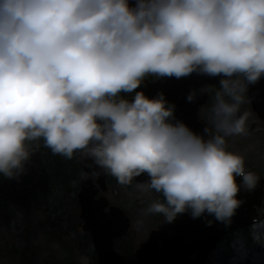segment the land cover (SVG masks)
<instances>
[{"label": "clouds", "instance_id": "9594fccd", "mask_svg": "<svg viewBox=\"0 0 264 264\" xmlns=\"http://www.w3.org/2000/svg\"><path fill=\"white\" fill-rule=\"evenodd\" d=\"M193 72L219 77L186 97L213 100L203 134L175 118L162 90H136ZM261 78L264 0H0V174L18 178L30 142L42 140L53 154L91 160L81 180L97 169L122 185L146 174L137 187L163 196L146 213L230 224L241 185L254 189L260 176L226 137L246 132L248 113L238 112ZM262 226L252 235L264 244Z\"/></svg>", "mask_w": 264, "mask_h": 264}, {"label": "trees", "instance_id": "16d2710c", "mask_svg": "<svg viewBox=\"0 0 264 264\" xmlns=\"http://www.w3.org/2000/svg\"><path fill=\"white\" fill-rule=\"evenodd\" d=\"M212 103L213 100L209 98L207 109ZM30 144L33 154L26 163L25 171L18 178H7L0 174V264H80L82 256L88 258L89 264H97L91 236L83 231L79 218L77 192L82 166L75 159L77 153L69 159L53 154L42 140ZM250 167L260 169L254 165ZM107 184L105 194L112 204L120 206L119 201L124 198L122 193L130 189V184H119L109 174ZM152 191L153 194L156 192ZM156 194L157 199L163 200L160 193ZM145 200L146 203L150 202L149 199ZM10 206L18 210L30 209L33 221L31 230L12 232L15 211ZM133 206H140L134 198ZM259 211L258 221H262L264 201ZM159 216L155 214L156 218ZM154 226L159 224L156 222ZM252 226L226 234L205 264H264V244L253 239ZM257 230L264 231V226ZM138 242L136 230L131 228L127 234L115 239V247L131 258Z\"/></svg>", "mask_w": 264, "mask_h": 264}, {"label": "water", "instance_id": "95a60500", "mask_svg": "<svg viewBox=\"0 0 264 264\" xmlns=\"http://www.w3.org/2000/svg\"><path fill=\"white\" fill-rule=\"evenodd\" d=\"M134 2L135 0H130V3ZM218 80L219 77L193 72L180 78H146L136 90L143 89L150 97L162 90L166 99L175 104V118L182 120L193 131L203 134L205 120L201 117L200 109L209 95L207 92L198 93L192 101H188L186 97L193 88L199 89L206 84H215L218 87ZM248 87L252 108L264 119V78ZM128 98L131 99V95ZM208 128L211 132V128ZM75 159L81 164V171H92V168L88 167L92 163L90 159L81 158L78 153ZM97 170L100 174L95 180L91 177L80 179L77 192L82 229L92 237L97 264H205L226 234L258 221L259 208L264 201L263 174L253 168L246 169L260 178L254 189L248 190L241 185L237 197L242 203L236 209L230 224H225L208 213L196 218H193L189 211L178 213L173 221H164L172 234L159 228L152 229L148 237L136 247L133 257L128 258L116 249L115 239L129 232L131 218L123 208L110 203L105 194L108 190L107 174L101 169ZM147 179L146 174L136 177L140 182H147ZM235 179L241 184L242 177L236 176Z\"/></svg>", "mask_w": 264, "mask_h": 264}, {"label": "rangeland", "instance_id": "374dc122", "mask_svg": "<svg viewBox=\"0 0 264 264\" xmlns=\"http://www.w3.org/2000/svg\"><path fill=\"white\" fill-rule=\"evenodd\" d=\"M240 110H242V106L240 105ZM248 118L246 121V128H249L248 121L252 119L253 113L251 111H248ZM255 119V118H254ZM252 133H256V131H250L248 134H239V135H231L227 136L230 137V142L232 143L226 145L230 147H234L236 149L241 150L242 152H237L235 150H232L233 152L239 153L243 155L244 157H250L255 156L257 158H262L264 155V128L260 133H257L258 135H251ZM226 137V140H227ZM255 137L257 138L256 140ZM257 148L259 152H257ZM247 164V161H245V165ZM261 171V173L264 176V164L263 160H258L256 164L254 165ZM137 184H140L134 180L130 183V189L122 193L124 194V198L119 201V205L125 210V212L130 216L131 218V227L136 230V235L139 241L144 240L150 229L155 225V223L158 221L163 222L162 215H160L158 218L155 217V214L146 213L145 209L148 207L149 203L157 199L156 192L153 194L152 190H149L147 192L142 191L140 188L137 187ZM152 193L153 199L150 200V202L146 203V199H150L151 197L147 194ZM147 195V197H146ZM133 198L136 202V204H139L140 206H133ZM145 200V202H144ZM9 208L13 209L15 211V218L13 221V227L12 232H23L25 230H31L32 228V212L29 208H22L20 210L16 209L14 206H10ZM32 223V224H31ZM138 244V243H137ZM136 244V245H137Z\"/></svg>", "mask_w": 264, "mask_h": 264}, {"label": "flooded vegetation", "instance_id": "af4514ba", "mask_svg": "<svg viewBox=\"0 0 264 264\" xmlns=\"http://www.w3.org/2000/svg\"><path fill=\"white\" fill-rule=\"evenodd\" d=\"M249 88V87H248ZM210 97H208V99H209ZM207 99V100H208ZM207 100H206V102L203 104V106L201 107V112H200V114H201V117L206 121V119H207V115H208V109H207V105H206V103H207ZM241 106H242V110H240L239 109V112H238V115L239 114H241V113H244V112H248V111H251L252 113H253V117H252V119H250L249 121H248V127L249 128H246V132L244 133V134H248L250 131H256V133H252L251 135H258L257 133H260L262 130H263V128H264V119L262 118V117H260V115L258 114V112L257 111H254V109L252 108V104H251V101H250V97H249V93H248V91H247V93L245 94V101L243 102V103H241ZM249 114V113H248ZM247 118H248V116H247ZM255 118V119H254ZM208 126L211 128V132L212 131H214V128H213V126H212V124L209 122L208 123ZM257 138L255 137V139L254 140H256ZM230 143H232V141L230 142V137H227V140H226V145H228V144H230ZM227 147V149L228 150H235V151H237V152H242L241 150H239V149H236V148H234V147H230V146H226ZM257 152H259V150H258V148H257ZM241 155V154H240ZM243 158H244V162L245 161H247V164L245 165V169H249V168H252V167H250L251 165H255L256 164V162L258 161V160H260V161H262L263 160V164H264V155L262 156V158H257V157H255L254 155L253 156H250V157H244L243 155H241ZM133 180L134 181H136V182H138L137 180H136V178L134 177L133 178ZM138 183H141V182H138ZM147 195H149L150 197H151V193L150 194H147ZM147 195H146V197H147ZM152 198H150L149 200H151ZM162 219H163V217H162ZM158 224H159V226H153L154 228H159V229H161V230H163V231H165V232H167V233H169V234H172L170 231H169V229H168V225L164 222V220H163V222H159L158 221ZM151 228L150 229V231L152 230V229H154V228ZM150 231H149V233H150ZM148 236V235H147ZM147 238V237H146ZM145 238V239H146ZM117 239V238H116ZM141 241H139L138 242V244L135 246V248L134 249H136V247L139 245V243H140ZM135 251V250H134Z\"/></svg>", "mask_w": 264, "mask_h": 264}, {"label": "bare ground", "instance_id": "6f19581e", "mask_svg": "<svg viewBox=\"0 0 264 264\" xmlns=\"http://www.w3.org/2000/svg\"><path fill=\"white\" fill-rule=\"evenodd\" d=\"M264 150V149H263ZM91 236V235H90ZM91 239H92V237H91ZM92 242H93V240H92ZM93 245H94V243H93ZM94 248H95V246H94Z\"/></svg>", "mask_w": 264, "mask_h": 264}]
</instances>
